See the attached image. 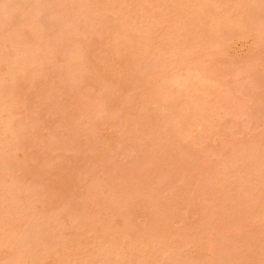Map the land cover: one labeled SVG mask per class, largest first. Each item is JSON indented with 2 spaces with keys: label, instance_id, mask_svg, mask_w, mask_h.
<instances>
[{
  "label": "rangeland",
  "instance_id": "obj_1",
  "mask_svg": "<svg viewBox=\"0 0 264 264\" xmlns=\"http://www.w3.org/2000/svg\"><path fill=\"white\" fill-rule=\"evenodd\" d=\"M195 263L264 264V0H0V264Z\"/></svg>",
  "mask_w": 264,
  "mask_h": 264
},
{
  "label": "bare ground",
  "instance_id": "obj_2",
  "mask_svg": "<svg viewBox=\"0 0 264 264\" xmlns=\"http://www.w3.org/2000/svg\"><path fill=\"white\" fill-rule=\"evenodd\" d=\"M35 53H36V52H35ZM187 72H188V71H187ZM189 72H190V71H189ZM187 74H188V73H187ZM189 74H190V73H189ZM188 78H189V77H188ZM187 80H188V79H187ZM184 84H185V83H183L182 85H184ZM187 84H188V83H187ZM178 85H179V84H178ZM165 122H167V120H166ZM165 122H164V123H165ZM246 173H247V172H246ZM252 173H253V172H252ZM244 174H245V173H244ZM245 175H246V174H245ZM248 176H249V175H248ZM242 177H243V176H242ZM242 177H241V178H242ZM244 179H245V178H244ZM200 181H202V180H200ZM198 183H199V182H198ZM201 183H202V182H201ZM203 184H204V183H203ZM116 232H117V231H116ZM117 234H118V233H117ZM117 234L114 233V235H117ZM110 235H111V234H110ZM111 236H112V235H111ZM116 237H118V236H116ZM114 238H115V236H114ZM196 239H198V238H196ZM199 240H200V239H199ZM40 249H41V248H40ZM40 249H39V251H40ZM39 251H38V252H39ZM41 251H43V249H42ZM39 254H41V253H39ZM33 255H34V254H33ZM41 256H42V255H41ZM201 259H202V257H201ZM197 260H198V257H197ZM199 261H200V260H199ZM196 263H198V262H196ZM196 263H195V264H196Z\"/></svg>",
  "mask_w": 264,
  "mask_h": 264
}]
</instances>
